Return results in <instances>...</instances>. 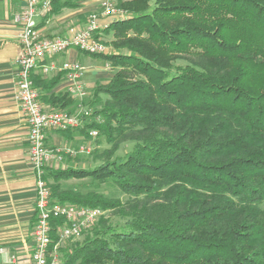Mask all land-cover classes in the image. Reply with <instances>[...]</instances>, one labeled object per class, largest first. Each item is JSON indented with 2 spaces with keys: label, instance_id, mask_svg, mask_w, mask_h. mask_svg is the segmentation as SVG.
I'll list each match as a JSON object with an SVG mask.
<instances>
[{
  "label": "trees",
  "instance_id": "obj_1",
  "mask_svg": "<svg viewBox=\"0 0 264 264\" xmlns=\"http://www.w3.org/2000/svg\"><path fill=\"white\" fill-rule=\"evenodd\" d=\"M80 1L54 0L47 17ZM115 1L125 17L99 32L117 53L92 55L115 72L85 103L102 121L57 131L98 129L101 164L45 173L54 201L106 215L59 264H264V0ZM33 78L43 104H74L51 93L61 74ZM72 177L127 199L59 183Z\"/></svg>",
  "mask_w": 264,
  "mask_h": 264
},
{
  "label": "built area",
  "instance_id": "obj_2",
  "mask_svg": "<svg viewBox=\"0 0 264 264\" xmlns=\"http://www.w3.org/2000/svg\"><path fill=\"white\" fill-rule=\"evenodd\" d=\"M97 7L89 16L86 24L73 35H48L39 26L38 19L47 17L53 10L54 0H18L20 9L14 14L18 25L21 51L17 59L16 87L17 99L28 124V144L30 162L36 172L34 264H59V249L64 243L72 241L90 230L105 211L99 207H89L74 203L54 201L45 179L48 167L67 168L73 162L93 151L88 143L77 146H55L47 144L49 131L83 128L94 119L91 108L85 103L90 91L83 82L87 67L77 59L58 62V57L71 50L88 54H108V47L97 37L99 31L108 27L109 21L124 17V12L116 7L115 0H97ZM105 20L104 24H101ZM44 77L61 74L65 80L66 92L76 100L75 110H46L41 100V90L36 86L34 74ZM90 136L97 138L98 129H90ZM89 139V141H90ZM95 149V148H94ZM71 159V160H69ZM60 219L57 226V243L50 250L52 221Z\"/></svg>",
  "mask_w": 264,
  "mask_h": 264
},
{
  "label": "crops",
  "instance_id": "obj_3",
  "mask_svg": "<svg viewBox=\"0 0 264 264\" xmlns=\"http://www.w3.org/2000/svg\"><path fill=\"white\" fill-rule=\"evenodd\" d=\"M79 3L78 7L68 8L59 15L38 19L42 31L48 35L67 36L78 32L86 24L89 14L96 9L98 1ZM19 9L18 0H0V264H34L37 177L30 162L27 120L17 99L16 72L21 46L20 30L14 22V14ZM104 22L102 20L101 24ZM80 53L71 50L58 57L57 61L77 59L86 67ZM87 70L83 82L92 89L95 86L93 79L100 71L96 67ZM92 72L94 74L91 76ZM61 92H66L63 77L51 91L56 94ZM75 105L76 100L67 108L74 111ZM44 106L46 110H52L51 105ZM71 137L49 131L47 144L49 147L77 146L89 141L80 133H74ZM77 163L78 159L69 164L75 166Z\"/></svg>",
  "mask_w": 264,
  "mask_h": 264
},
{
  "label": "rangeland",
  "instance_id": "obj_4",
  "mask_svg": "<svg viewBox=\"0 0 264 264\" xmlns=\"http://www.w3.org/2000/svg\"><path fill=\"white\" fill-rule=\"evenodd\" d=\"M64 10H66V9H64ZM64 10L62 12H64ZM123 12H124V17H125L126 12L125 11H123ZM120 19H122V18H120ZM98 37H100L101 39H103L102 42L108 47L109 53H111L113 51L115 53H117V51H116V50H118L117 49V46L116 45H114V46L112 45L113 40L117 39V36L113 32H110L109 34L108 33H105V34L101 33V34H98ZM119 51H122L123 53L125 52L124 50H120V49H119ZM80 54H81V56H83V58H84V64H86V67L87 68H94V67H96L100 71V73L97 74L96 78L93 79L94 82H95V86L92 89L89 88L90 97H89L88 100H91L93 98V96H94L93 90H94V88H96V85L97 84L98 85L99 84L100 85H106L107 83H109V80L113 76V74L115 72V69L112 67V65L109 62L108 63L107 62H104V61H102V60H100V59L92 56L91 54L84 53V52H81ZM93 74H94V72L90 73L91 76ZM68 109L69 108H65V109H61V110H68ZM91 113L92 114L94 113V109L93 108H91ZM94 117H97V116H94ZM97 138H92V139H90V141H86V143H88L90 145H93L92 146L93 147V150L96 147H99V149H102L105 146H107V144H106V142H105V140L103 138H100L101 143L98 144L97 143V140H98ZM69 163H70V161H68V164ZM100 164H101V161L100 160H95L92 157V154H89V155H84V156L80 157L78 159L77 165H75L74 167L75 168H85V169H95V167L99 166ZM69 167L72 168V166H69ZM59 183H61V185L63 187H65V188H74V189H76L78 191H81V192H88L90 190H97V191H100L102 193H105L106 195H109V196L120 197L123 201H125L127 199V196L126 195H124L116 187H113L111 184H107V183H102V184L95 183L89 177H83V178H75V177L65 178V179L60 180ZM262 207H264V202L262 204ZM105 215H106V211H105ZM85 236H86V233H84L83 235H81L80 237H78L75 240L68 241L67 243H64L62 245V247L65 248V247H67L68 245H70L73 242H81L84 239Z\"/></svg>",
  "mask_w": 264,
  "mask_h": 264
}]
</instances>
